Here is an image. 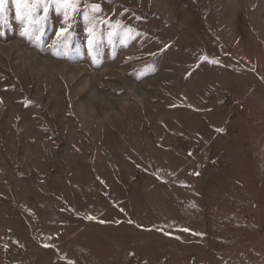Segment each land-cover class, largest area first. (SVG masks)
I'll list each match as a JSON object with an SVG mask.
<instances>
[{
    "label": "rangeland",
    "instance_id": "1",
    "mask_svg": "<svg viewBox=\"0 0 264 264\" xmlns=\"http://www.w3.org/2000/svg\"><path fill=\"white\" fill-rule=\"evenodd\" d=\"M34 3L0 19V264H264V0Z\"/></svg>",
    "mask_w": 264,
    "mask_h": 264
},
{
    "label": "snow or ice",
    "instance_id": "2",
    "mask_svg": "<svg viewBox=\"0 0 264 264\" xmlns=\"http://www.w3.org/2000/svg\"><path fill=\"white\" fill-rule=\"evenodd\" d=\"M29 0H14V3H16L17 7L19 8L21 3L27 5ZM7 3V0H0V19H2V13L4 10V5ZM52 3H55L57 5V11L60 10L61 7L65 9V20L68 19L67 10L71 9L75 11L77 9L78 0H47V5L45 4V0H35V3L33 4V7H43L45 16L43 19H47V12H48V5H51ZM92 10L94 12L99 11V7L97 5L92 6ZM29 16H31V13H29ZM18 18H21L20 13L18 12ZM66 29H61V32H58L57 35H61L62 32H65ZM90 45L94 43L93 39L90 38L89 41Z\"/></svg>",
    "mask_w": 264,
    "mask_h": 264
}]
</instances>
